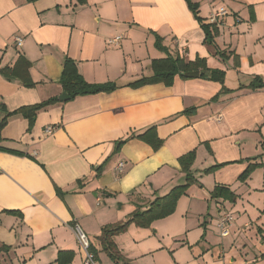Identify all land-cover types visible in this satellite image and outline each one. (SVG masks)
Instances as JSON below:
<instances>
[{
	"label": "crops",
	"instance_id": "0c3cea01",
	"mask_svg": "<svg viewBox=\"0 0 264 264\" xmlns=\"http://www.w3.org/2000/svg\"><path fill=\"white\" fill-rule=\"evenodd\" d=\"M191 1L207 24L225 8L215 42L220 51L232 54L228 60L205 43L186 0H0V104L9 112L59 99L67 57L88 83L120 86L40 111L31 131L21 115L8 119L0 147L23 155L0 151V264H58L64 252L74 253L66 264H84L76 228L97 251L96 264H105L107 254L99 241L103 228L125 222L138 207L146 210L185 184L179 158L193 150L198 184L179 200L174 215L153 223L156 229L129 227L125 251L133 256L122 254L116 242L122 235L116 236L122 258L136 264L141 255L165 253V264H264V216L254 210L258 193L264 192V182L254 181L256 171L264 169V87L249 88L256 77L264 82V0ZM204 1L210 9L206 15ZM142 31L161 36L172 56L204 58L208 67L226 71L225 85L176 77L170 87H128L152 74L154 59L166 57L155 49L154 36V45L141 49ZM16 37L22 38L21 45ZM20 57L30 63L33 88L3 72ZM223 86L231 93L212 102ZM189 108H196L195 114L181 115ZM152 127L165 141L158 151L132 138L116 152L118 142ZM103 163L97 177L93 168ZM222 163L229 164L204 173ZM255 163L262 165L241 182L239 177ZM216 186L229 188L237 200L212 199ZM225 212L234 215L235 223L222 237L208 224L212 218L219 224ZM191 215L196 221L189 226L185 218Z\"/></svg>",
	"mask_w": 264,
	"mask_h": 264
},
{
	"label": "trees",
	"instance_id": "16d2710c",
	"mask_svg": "<svg viewBox=\"0 0 264 264\" xmlns=\"http://www.w3.org/2000/svg\"><path fill=\"white\" fill-rule=\"evenodd\" d=\"M186 1L195 19L199 22L201 28L205 32V43L215 49V55L219 56L223 60H228L232 54H229L226 51H220L217 48L215 42L216 37L219 35L218 27L220 24L205 23V20L199 15V5L197 3H193L191 0ZM249 8L251 11V20H254L253 7ZM152 34L155 37L156 49L163 52L166 57L161 59H154L151 63L152 74L149 76H143L133 82H130L129 84H127L128 87L140 88L160 83L170 87L174 84L176 77H180L183 80H188L191 78L186 77L184 74L195 71L200 72V79L218 82L222 85H225L226 71L208 67L207 61L204 58H197L195 61H188L185 58L180 57L179 55L172 56L169 53L168 48L164 46L163 38L154 32H152ZM234 59L235 67H238L239 58L237 56H234ZM29 67L30 63L24 58L20 57L13 69L5 68L3 69V72L5 73V76L8 79L17 78L21 80L22 84L25 87L33 88L36 86V84L30 78ZM59 83L62 87L63 92L69 96V101L80 96L95 95L99 93H111L120 87L114 82H108L104 84L88 83L85 78L80 74L77 67V63L73 59L68 57L65 58L63 62V72ZM263 87L264 82L259 77L254 78L252 83L249 85V88L252 90L261 89ZM229 93H231V90L223 86L221 93L212 98L211 101H218L221 95ZM59 102L60 101L57 97H52L38 104L21 107L20 109L15 110L13 112H9L5 104L1 103L0 114L2 112L4 114V117L0 120V143L2 141L1 133L4 127L7 125L8 119L10 117H13L15 115H21L28 121L29 131H31L35 125L38 113ZM195 112L196 108H189L184 110L181 115L189 116L195 114ZM132 138H137L144 141L145 143L152 146L155 151H158L165 143V141L157 135L156 127H152L141 135H131L127 139L118 142L116 152L118 153L121 147L126 143V141ZM0 151L23 155L16 151L8 150L2 147H0ZM196 155V151L193 150L179 158L181 170L186 177L185 184L173 188L167 195L163 197L156 198L149 204L146 210H142L141 207H138L137 210H135L125 222L106 226L103 228L101 236L99 237V241L101 242L103 251L107 253V255L113 262H115L116 264H120L121 262L122 264H126V261L122 258L115 243L116 236L125 233L131 225H135L138 228H150L152 224L157 220L165 219L173 215L177 209L179 200L186 195L187 191L191 186L198 184V180L192 170ZM227 164L229 163L214 165L206 169L204 173H215L217 170L223 168ZM261 165L262 164L258 163L250 164L248 168L239 177V180L241 182H246L250 178L252 173ZM104 167L105 164L103 163L102 165L93 168L97 177L102 174ZM78 183L81 182L78 181ZM56 192L58 196H61L63 198V192L57 187ZM211 198L222 199L224 201L234 203L237 200V195H235L227 187L216 186L213 192H211ZM20 216L22 215L20 214ZM90 250L95 255V259L97 260V251L92 247V245L90 247ZM73 258L74 253L64 252L59 255L56 262L58 264L71 263Z\"/></svg>",
	"mask_w": 264,
	"mask_h": 264
},
{
	"label": "rangeland",
	"instance_id": "374dc122",
	"mask_svg": "<svg viewBox=\"0 0 264 264\" xmlns=\"http://www.w3.org/2000/svg\"><path fill=\"white\" fill-rule=\"evenodd\" d=\"M206 4H205V8H206V12H203V15H206V13H208V11H210V9H208V3L206 2V1H204ZM212 2H213V0H212ZM212 8V7H211ZM142 38L141 39H143V43H144V45H141V49L142 50H145V51H147V49H148V47H151V46H153L154 45V37L152 36V35H149V34H147L146 32H143L142 31ZM153 48H155V47H152V49ZM156 49V48H155ZM155 49H153L154 51H155ZM157 50V49H156ZM159 54V53H158ZM146 67V66H145ZM261 140H263V138H260ZM262 147V146H261ZM259 150H260V148H259ZM261 150H263L262 148H261ZM260 153V152H259ZM258 154V153H257ZM260 168V167H259ZM263 175H264V169H259V170H257L256 171V173H255V177H254V181H255V178H256V181H257V183L259 184V185H261L263 182H264V178H263ZM259 194V196H258V198H257V204L254 206V210H257L258 212H259V214L260 215H263L264 216V192L263 193H258ZM213 211V213L215 212L214 210H212ZM176 213V212H175ZM174 213V214H175ZM173 214V215H174ZM172 216V215H171ZM253 216V215H252ZM214 217H215V213H214ZM248 217V216H247ZM169 218V217H168ZM165 219H167V218H165ZM165 219H161V220H165ZM185 219H187L188 220V225L190 226V222H195L196 221V217L195 216H193V215H191V216H187ZM161 220H157V221H161ZM248 220H250L249 219V217H248ZM197 221H198V219H197ZM201 221H202V218H201ZM217 219L216 218H212L210 221H209V229L211 230V231H213V232H215V231H217V233L216 234H218L219 233V236H221V230H220V228L218 227V224H216L217 222ZM251 221H252V225H253V228L255 229V228H257L258 226H257V224H256V222H255V218H253V217H251ZM250 221V222H251ZM193 222L191 223V224H193ZM155 223V222H154ZM201 225H202V222L200 223ZM158 225V224H157ZM152 226H153V224H152ZM152 226L150 227V228H152ZM202 228V227H201ZM252 228V227H251ZM138 228H137V226H135L134 225V228H133V230L135 231V230H137ZM144 229H149V228H142V230H143V232H148V231H146V230H144ZM154 229H156V227L155 226H153V230ZM203 229V228H202ZM150 230H152V229H150ZM129 231V229L125 232V233H123V234H121L122 236H120V237H118V238H116V242H117V244H118V247L120 248V250H121V252H122V254L125 256L127 253H129V255H132L133 256V252H131V251H128V252H126L125 251V249H127L128 248V246L130 245V242L128 241V240H131V238H130V236H129V234H127V235H124V234H126L127 232ZM250 233H253V231H250ZM180 239V238H179ZM252 240H250L249 242H251ZM256 241V240H255ZM255 241H253L252 242V244L253 243H255ZM176 242L177 243H180L178 240H176ZM258 243H260V241L258 242ZM103 251V250H102ZM185 252H186V249L184 250ZM104 252V251H103ZM100 253H101V251H100ZM106 253V252H105ZM107 254V253H106ZM135 255L136 256H138L139 255V252L137 251V252H135ZM106 255H104V263L105 264H108L107 263V259H108V257L106 256ZM126 257V256H125ZM109 259H110V257H109ZM108 259V260H109ZM111 260V259H110ZM109 260V261H110ZM112 261V260H111ZM110 261V262H111ZM98 262V260H95V264ZM135 262H136V264H165V262H166V257H165V253L164 254H160V253H157V254H152V255H145V256H140L139 258H135ZM112 263V262H111ZM130 263V261L129 260H127L126 261V264H129Z\"/></svg>",
	"mask_w": 264,
	"mask_h": 264
},
{
	"label": "built area",
	"instance_id": "2783aa9c",
	"mask_svg": "<svg viewBox=\"0 0 264 264\" xmlns=\"http://www.w3.org/2000/svg\"><path fill=\"white\" fill-rule=\"evenodd\" d=\"M227 14L225 8H220L218 11H216L215 13H213L210 17V22L211 23H219L220 19L223 18L225 15ZM121 38H115L113 40L114 43L118 42ZM22 38L20 37H16L14 39V42L17 45H21L22 43ZM124 168V164L121 163L119 165V169L122 170ZM235 223V217L232 213L230 212H225L220 219V222L218 224V227L221 230V236H227L229 234V227H231L233 224ZM77 230V238L79 241V244L82 248V250L84 251L85 254V260H84V264H95V256L94 254L91 252L90 247V241L87 237V235L80 229V228H76Z\"/></svg>",
	"mask_w": 264,
	"mask_h": 264
},
{
	"label": "water",
	"instance_id": "95a60500",
	"mask_svg": "<svg viewBox=\"0 0 264 264\" xmlns=\"http://www.w3.org/2000/svg\"><path fill=\"white\" fill-rule=\"evenodd\" d=\"M184 75L186 77H189V78H198L200 76V72L199 71H195V72L185 73ZM68 99H69V96L66 93H63L59 97V101H61V102L67 101Z\"/></svg>",
	"mask_w": 264,
	"mask_h": 264
}]
</instances>
